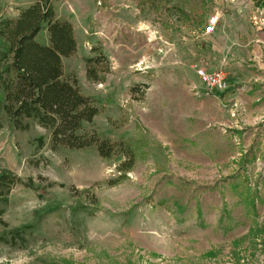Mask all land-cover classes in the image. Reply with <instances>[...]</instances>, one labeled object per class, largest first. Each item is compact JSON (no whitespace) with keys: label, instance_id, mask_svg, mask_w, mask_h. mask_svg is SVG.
<instances>
[{"label":"rangeland","instance_id":"1","mask_svg":"<svg viewBox=\"0 0 264 264\" xmlns=\"http://www.w3.org/2000/svg\"><path fill=\"white\" fill-rule=\"evenodd\" d=\"M34 1L0 0V14ZM152 2L53 0L76 38L64 78L100 109L86 130L129 143L133 163L52 151L45 129L4 120L0 167L21 182L0 203V264H264V0ZM93 48L108 60L95 82ZM197 68L226 72L228 91Z\"/></svg>","mask_w":264,"mask_h":264},{"label":"trees","instance_id":"2","mask_svg":"<svg viewBox=\"0 0 264 264\" xmlns=\"http://www.w3.org/2000/svg\"><path fill=\"white\" fill-rule=\"evenodd\" d=\"M162 1L171 0L152 3ZM41 32L47 35L46 43L36 39ZM75 52L73 26L56 16L53 0H35L14 18L0 14V129L4 120L18 131L28 130L30 124L38 125L50 133L52 151L95 147L103 159L128 157L130 163L123 160L118 167L119 172H126L134 158L131 145L111 143L100 139L94 130H86L100 109L81 93L75 78H64L62 60ZM92 53L94 56L85 58L86 76L95 82L100 80L98 67L107 71L108 60L101 48H93ZM20 182L11 171L0 167V203L8 202L11 188ZM249 203L255 204L251 198ZM0 227L7 229L3 210ZM8 233L11 239L21 238L19 230Z\"/></svg>","mask_w":264,"mask_h":264},{"label":"built area","instance_id":"3","mask_svg":"<svg viewBox=\"0 0 264 264\" xmlns=\"http://www.w3.org/2000/svg\"><path fill=\"white\" fill-rule=\"evenodd\" d=\"M217 25L218 18L216 16H210L203 27L204 35L212 34ZM196 70L198 79L209 92L221 94L230 88L226 72L222 70L206 71L202 68H197Z\"/></svg>","mask_w":264,"mask_h":264},{"label":"crops","instance_id":"4","mask_svg":"<svg viewBox=\"0 0 264 264\" xmlns=\"http://www.w3.org/2000/svg\"><path fill=\"white\" fill-rule=\"evenodd\" d=\"M259 40L258 41H261V42H263L264 43V39H262V38H258ZM257 41V40H256ZM262 48L264 49V46L262 45Z\"/></svg>","mask_w":264,"mask_h":264}]
</instances>
